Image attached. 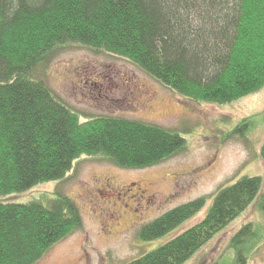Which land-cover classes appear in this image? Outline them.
Segmentation results:
<instances>
[{
    "label": "trees",
    "instance_id": "trees-1",
    "mask_svg": "<svg viewBox=\"0 0 264 264\" xmlns=\"http://www.w3.org/2000/svg\"><path fill=\"white\" fill-rule=\"evenodd\" d=\"M77 46L125 58L187 99L228 105L264 88V0H3L0 197L63 181L83 156L142 169L187 147L186 132L83 114L59 97L46 82L49 64ZM253 126L245 118L229 135ZM208 202L201 221L170 236ZM252 205L260 220L244 224L229 242L230 264H250L264 247L262 176L238 178L212 199L192 200L145 224L141 241H163L127 264H185ZM81 224L77 204L59 192L0 201V264H36Z\"/></svg>",
    "mask_w": 264,
    "mask_h": 264
},
{
    "label": "rangeland",
    "instance_id": "rangeland-1",
    "mask_svg": "<svg viewBox=\"0 0 264 264\" xmlns=\"http://www.w3.org/2000/svg\"><path fill=\"white\" fill-rule=\"evenodd\" d=\"M46 82L83 114L156 123L186 132L188 140L176 156L142 169L83 156L63 181L40 183L32 190L0 197L3 202H27L59 192L77 204L81 226L55 243L36 264H127L163 241H141L139 230L145 224L192 200L212 199L238 178H264L260 157L264 88L228 105L196 102L125 58L78 46L62 50L49 64ZM245 118H252L254 126L229 135ZM210 202L170 236L201 221ZM259 220L252 205L185 264H230L231 237L244 224ZM250 264H264V247Z\"/></svg>",
    "mask_w": 264,
    "mask_h": 264
},
{
    "label": "water",
    "instance_id": "water-1",
    "mask_svg": "<svg viewBox=\"0 0 264 264\" xmlns=\"http://www.w3.org/2000/svg\"><path fill=\"white\" fill-rule=\"evenodd\" d=\"M2 1H3V0H0V9H1V5H2Z\"/></svg>",
    "mask_w": 264,
    "mask_h": 264
}]
</instances>
